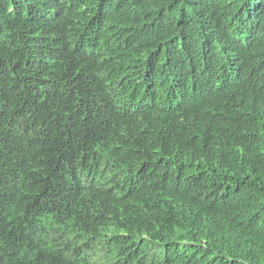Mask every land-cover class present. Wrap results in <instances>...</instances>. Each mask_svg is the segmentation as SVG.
I'll use <instances>...</instances> for the list:
<instances>
[{
  "label": "trees",
  "instance_id": "16d2710c",
  "mask_svg": "<svg viewBox=\"0 0 264 264\" xmlns=\"http://www.w3.org/2000/svg\"><path fill=\"white\" fill-rule=\"evenodd\" d=\"M0 264H264V0H0Z\"/></svg>",
  "mask_w": 264,
  "mask_h": 264
},
{
  "label": "clouds",
  "instance_id": "9594fccd",
  "mask_svg": "<svg viewBox=\"0 0 264 264\" xmlns=\"http://www.w3.org/2000/svg\"><path fill=\"white\" fill-rule=\"evenodd\" d=\"M120 68H122L121 67V65L119 64V62H115L114 60H112V59H110L109 61H108V69H109V73H107L106 74V76L104 77H102L101 78V82L105 85V87H107V88H109V89H117V87L114 85V81L110 78V73L112 72V71H114V70H116V69H120ZM121 74V73H120ZM203 95V93L202 92H198V94H193V99L195 100V99H197V98H199L200 96H202ZM121 103L123 104V105H125V106H128L129 105V98H128V96H126L125 98H122L121 99ZM140 103H141V108H142V99H141V101H140ZM113 146H111V148H112ZM132 147V151H134L136 148H137V146H131ZM112 154H114V155H116V154H119V153H117L116 151L115 152H113ZM132 155H135V154H132ZM121 162H122V160H114V161H112V163H111V166H112V169H116V168H119V167H121ZM89 184V183H88ZM87 195V194H86ZM94 195H92V196H90V198L91 197H93Z\"/></svg>",
  "mask_w": 264,
  "mask_h": 264
},
{
  "label": "bare ground",
  "instance_id": "6f19581e",
  "mask_svg": "<svg viewBox=\"0 0 264 264\" xmlns=\"http://www.w3.org/2000/svg\"><path fill=\"white\" fill-rule=\"evenodd\" d=\"M50 23V22H49ZM54 63V62H53ZM50 64V63H49ZM56 65V64H55ZM55 65H53V66H55ZM51 66V65H50ZM52 67V66H51ZM52 69V68H51Z\"/></svg>",
  "mask_w": 264,
  "mask_h": 264
}]
</instances>
